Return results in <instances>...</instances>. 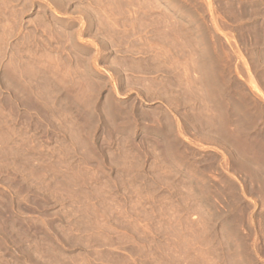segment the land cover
I'll use <instances>...</instances> for the list:
<instances>
[{"label": "rangeland", "instance_id": "1", "mask_svg": "<svg viewBox=\"0 0 264 264\" xmlns=\"http://www.w3.org/2000/svg\"><path fill=\"white\" fill-rule=\"evenodd\" d=\"M0 264H264V0H0Z\"/></svg>", "mask_w": 264, "mask_h": 264}, {"label": "bare ground", "instance_id": "2", "mask_svg": "<svg viewBox=\"0 0 264 264\" xmlns=\"http://www.w3.org/2000/svg\"><path fill=\"white\" fill-rule=\"evenodd\" d=\"M167 123V122H166Z\"/></svg>", "mask_w": 264, "mask_h": 264}]
</instances>
